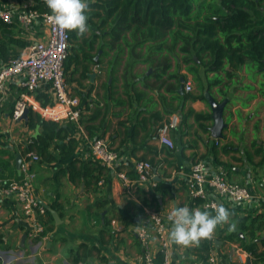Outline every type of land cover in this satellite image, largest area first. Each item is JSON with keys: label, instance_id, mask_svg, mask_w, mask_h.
Segmentation results:
<instances>
[{"label": "crops", "instance_id": "obj_1", "mask_svg": "<svg viewBox=\"0 0 264 264\" xmlns=\"http://www.w3.org/2000/svg\"><path fill=\"white\" fill-rule=\"evenodd\" d=\"M37 1L40 0H0V9L34 7ZM14 26L16 37L29 43L46 36L43 27L25 33L17 24ZM22 50L12 47L15 54ZM137 51L142 54L140 60L136 59L139 63L130 55V49L123 46L122 54L110 66L114 53L105 55L99 49V42L89 46L80 39L75 45L70 44L69 55L74 61L66 79L69 92L79 97L84 112L79 123L58 124L63 135L76 139L79 146L69 161L48 163L41 159L32 167L35 197L48 207L45 208L53 218V223H49L47 215L42 217L50 230L46 241L28 234L31 225L22 207L3 188L10 181L21 179L17 157L24 160L31 138L42 132L38 125L29 128L28 117L18 122L12 120L15 103L25 92V77L7 84L0 96V181L3 183L0 185V264H74L72 252L81 244L94 248L84 264H142L143 251L137 237L141 222L127 224L123 218L129 221L132 215L142 218L147 207L161 212L175 211L181 206L190 208L186 182L192 167L200 161L207 163L211 175L223 170L230 182L247 186L255 199L244 205L224 206L231 213L229 223L236 227L229 230L227 224L220 225L211 238H201L195 245H177L170 237L171 226L168 238L172 264L201 261L204 240L214 243L219 264H264V259L251 258L238 243L227 241L228 236L239 231V224L248 213L264 212V98L260 93V77L255 78V69L248 68V64L244 66V75L242 68L230 78L222 73H207L206 67L196 60L198 78L181 63L179 55L171 56V68L163 74L162 66L153 62L165 54L148 50V46ZM7 62L0 57V68ZM173 76L186 78L184 94L179 93L181 84ZM187 83L192 84L190 93L185 90ZM41 93L48 94L52 100L49 86L43 85L36 96ZM208 95L217 103L226 101L227 127L222 138L212 136L214 120ZM175 114L180 124L170 131L175 146L171 149L159 141V131ZM96 139L105 140L119 153L115 170L103 165L107 172L97 186L93 182L86 185L96 172L85 181L81 178L72 182L67 172L70 162L78 160L80 168L95 161L90 145ZM138 161L150 162L154 176L129 193L116 173L126 172L134 179ZM158 183L167 188L158 191ZM132 204L141 206L143 211L133 210ZM50 211L56 212L58 218ZM99 213L100 225L92 229L90 216ZM258 235L264 237V233ZM239 236L248 238L243 232ZM260 251L264 252V247Z\"/></svg>", "mask_w": 264, "mask_h": 264}, {"label": "trees", "instance_id": "obj_2", "mask_svg": "<svg viewBox=\"0 0 264 264\" xmlns=\"http://www.w3.org/2000/svg\"><path fill=\"white\" fill-rule=\"evenodd\" d=\"M88 3L90 36L87 37V32L81 36L70 31V44L75 45L80 39L89 46L99 42V49L105 55L114 53L110 66L122 54L123 46L130 49L134 60H140L142 55L137 49L147 46L148 50L165 54L156 61L151 60L153 64L162 66L163 74L171 68L173 55H179L181 63L188 66V71L198 78L199 72L194 66L197 64L195 57L202 61L207 73H222L227 78L248 64V68L255 69V78L261 79L259 87L264 98V0H91ZM34 9L50 13V9L41 1L36 2ZM16 35V27L0 19V57L4 62L20 55L13 53L12 47L25 49L30 45ZM73 61V56L69 55L65 62V74ZM181 77L173 76L178 84H181L182 78L186 81L185 77ZM36 98L43 106L51 102L50 96L45 93L38 94ZM37 125L42 132L31 138L27 152H35L48 163L69 161L79 142L63 135L58 123L46 121L30 111L28 126L33 129ZM77 163L78 160L71 161L67 169L72 182L81 178L85 181L96 172V176L87 181L86 185L93 182L97 186L101 176L107 172L97 161H91L80 168ZM166 188L163 183L157 185L158 191ZM130 206L135 211H143L139 205ZM46 215L49 223H53L48 211ZM130 217V221L127 218H123V221L137 225L136 215ZM41 222L47 226L43 219ZM238 230L228 236L227 241L238 243L251 258L263 260L264 252L260 248L264 247V237L258 233H264V212L248 213L241 220ZM46 231L50 230L46 228ZM239 232L247 233L248 238H241ZM214 247L212 241L204 240L199 260L205 261ZM93 251V247L81 244L72 252L73 263H86Z\"/></svg>", "mask_w": 264, "mask_h": 264}, {"label": "built area", "instance_id": "obj_3", "mask_svg": "<svg viewBox=\"0 0 264 264\" xmlns=\"http://www.w3.org/2000/svg\"><path fill=\"white\" fill-rule=\"evenodd\" d=\"M46 6V0H40ZM50 13H41L34 7L24 5L21 8L0 9V19L12 25H18L22 32L31 33L35 27L46 29V36L30 43L18 57L10 59L0 68V96L12 80L25 77V92L16 101L12 120L18 122L27 110L33 111L46 121L56 123H79L83 115V107L79 97L69 92L64 71L65 62L69 56L70 31L61 29L49 20ZM49 86L52 100L43 106L36 98L38 89ZM185 90L192 91V84L187 83ZM180 124L178 115H172L169 122L161 127L159 141L173 149L174 143L170 131ZM92 158L115 170L120 155L112 150L103 139H96L90 145ZM41 158L34 152L27 153L20 165L21 179L10 181L3 186L22 207L31 228L28 234L34 239H48L46 226L41 218L47 209L35 197L33 182L35 174L32 167ZM153 166L147 161H138L135 165V177L131 179L126 172H117L123 189L132 193L133 187L146 184L153 178ZM187 183L190 196V209L211 211L219 206H239L255 199V195L244 185L230 182L223 170L211 175L206 162H197L190 172ZM3 183L0 181V185ZM174 211L161 212L155 208H145L141 223L137 228V237L142 248V264H172L168 230L172 226L169 217ZM157 244V245H156ZM160 254V258L158 255ZM191 264H219V259L212 249L205 261Z\"/></svg>", "mask_w": 264, "mask_h": 264}, {"label": "clouds", "instance_id": "obj_4", "mask_svg": "<svg viewBox=\"0 0 264 264\" xmlns=\"http://www.w3.org/2000/svg\"><path fill=\"white\" fill-rule=\"evenodd\" d=\"M46 4L50 9L49 20L59 28L81 36L88 31V0H46ZM230 216V211L222 205L215 209L214 215L206 210L178 207L169 217L172 220L170 237L177 245H195L201 238H211L220 225L227 224L229 230L234 229L236 225L229 223Z\"/></svg>", "mask_w": 264, "mask_h": 264}, {"label": "water", "instance_id": "obj_5", "mask_svg": "<svg viewBox=\"0 0 264 264\" xmlns=\"http://www.w3.org/2000/svg\"><path fill=\"white\" fill-rule=\"evenodd\" d=\"M184 79H181V85L179 88V93L180 94H184ZM207 99L210 103V106L212 108V112H213V120H214V125L211 128V132H212V136L214 138H222L223 137V130L227 127V124H225V119H224V111L226 108V101L223 103H217L212 96L208 95ZM29 114V110H27L24 114V116L22 117L21 120L23 119H27ZM23 161V158L21 156L17 157V169H20V165ZM47 207V206H45ZM48 208V207H47ZM52 213V215L55 218H58L56 212L54 211H50ZM137 222H141V218H137Z\"/></svg>", "mask_w": 264, "mask_h": 264}, {"label": "rangeland", "instance_id": "obj_6", "mask_svg": "<svg viewBox=\"0 0 264 264\" xmlns=\"http://www.w3.org/2000/svg\"><path fill=\"white\" fill-rule=\"evenodd\" d=\"M87 33L88 34H90V30H88L87 31ZM195 60H197L198 62H201L202 63V61L201 60H199V59H197V58H195ZM244 66L242 67V73L241 74H243L244 75ZM247 71V70H246ZM245 77V76H244ZM109 216H113V214H109ZM90 217H92V220H89L90 221V224H91V228L92 229H95V228H97L99 225H100V213L99 214H94V216H90ZM95 223V224H94Z\"/></svg>", "mask_w": 264, "mask_h": 264}]
</instances>
